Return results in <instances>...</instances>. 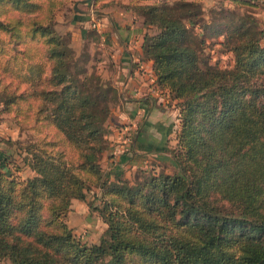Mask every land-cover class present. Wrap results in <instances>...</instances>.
Wrapping results in <instances>:
<instances>
[{
  "label": "trees",
  "instance_id": "obj_1",
  "mask_svg": "<svg viewBox=\"0 0 264 264\" xmlns=\"http://www.w3.org/2000/svg\"><path fill=\"white\" fill-rule=\"evenodd\" d=\"M67 1L0 0V103L16 116L34 106L35 121L60 136L42 151L14 141L35 175L0 172V264H264V23L250 10L260 5L125 4L156 30L144 34L143 54L180 121L177 171L132 182L101 169L109 103L120 98L54 28ZM210 41L232 54V67L209 63ZM91 186L99 205H88L107 227L86 243L67 218Z\"/></svg>",
  "mask_w": 264,
  "mask_h": 264
},
{
  "label": "crops",
  "instance_id": "obj_2",
  "mask_svg": "<svg viewBox=\"0 0 264 264\" xmlns=\"http://www.w3.org/2000/svg\"><path fill=\"white\" fill-rule=\"evenodd\" d=\"M69 10H62L58 14V29L63 34L72 35V46L78 39L81 44L85 31L91 28V13L94 11L93 0H69ZM85 1L75 6L76 2ZM259 5L264 2L254 0ZM129 0H104L97 2L101 24V34L95 36V44L101 47L102 54L109 57V64H105L114 72L113 81L120 95L122 105L119 110L121 122L131 123L129 134L134 133L132 142L123 144L124 128L117 132H110L107 136L108 148L104 153L102 164L104 170L113 180L115 173L125 169L158 168L163 163L172 165L174 160L165 150L167 146L164 127L157 124V118L164 116L166 106L161 103L155 88V75L152 70V60L143 54L142 43L148 27L143 24L131 10L125 7ZM206 6H211L218 0H204ZM228 3H226L227 5ZM229 6H233L229 3ZM67 15L66 21L62 16ZM256 16L258 14L254 13ZM66 17V16H65ZM75 48V47H74ZM166 108V110L164 109ZM118 114V115H119ZM113 130V129H112ZM0 124V140L2 137ZM168 139V138H167ZM10 150H4L0 141V155L6 158ZM13 153V152H12ZM1 158V157H0ZM154 162L156 164H154Z\"/></svg>",
  "mask_w": 264,
  "mask_h": 264
},
{
  "label": "rangeland",
  "instance_id": "obj_3",
  "mask_svg": "<svg viewBox=\"0 0 264 264\" xmlns=\"http://www.w3.org/2000/svg\"><path fill=\"white\" fill-rule=\"evenodd\" d=\"M94 1V11L96 13L97 17H100L99 9L96 7V2ZM70 1H67L64 7L58 10L55 20H54V28L56 31L60 28L61 24L59 23L58 14L62 10H69L70 8ZM206 11L209 10V7L206 6ZM239 12H242L244 9H239ZM254 13L258 14L255 17L258 19L260 23H264V6L260 5V7H256L255 9H250ZM62 18L64 21L67 19L66 13H64ZM91 25V24H90ZM155 28L150 27L147 32L149 33H155ZM59 32V31H58ZM60 34H63L62 32H59ZM86 34L83 36V42H81L76 39L74 47L72 46V35L69 33H65L63 35H67V39L70 40V44L76 54L81 53V51L84 49L87 51L90 56L88 59V66L90 71H94L100 74L101 78L104 80L110 81V83L116 88L113 81V75L114 72H111L109 68L105 67L109 64V57L104 56L101 51V47L98 44H95L94 37L98 35V33L93 29L90 28L89 30L85 31ZM218 40H221V38H218ZM204 53L209 57V63L213 65H217L220 68H230L233 66V56L230 52L225 51L224 47L221 46L219 43L215 41H210L206 44L204 48ZM156 91L158 93L159 99L162 98L161 103H164L166 108V113L162 112L164 116L161 118H157V124L164 127V132L167 133L166 140H167V146L165 148L166 151L169 153L172 148L176 147L177 144V132L179 131L180 127V121H179V110L176 104V100L170 99V97L167 95L166 91L160 89L157 84L154 82ZM118 96L120 98L118 89L116 88ZM110 109H111V115L110 118L106 121L107 125V133L106 138L109 135V133L112 131L117 132L120 127L124 128L123 133V144L131 143L134 137V133H131L129 135L130 141L126 142L125 138L129 133L128 127L132 126L131 123L128 122H121L120 114L118 113L119 110H121L122 105L120 100L113 101L109 103ZM117 105V106H116ZM21 109L19 111L20 114L16 116V108L15 106H11V110H5L3 108V105L0 103V124L2 126V137L1 142L4 144V150H10L6 154V156L13 161V163H9L7 166L6 161L8 159H4L0 155V172L3 171V173L8 174L9 176H13L17 178L18 181H22L27 179L28 177H32L35 175V172L31 169L30 166L23 163L22 157L23 155L18 156V154L15 152L16 146L14 144V141L17 139H20L22 143L29 144V143H35V146L37 147L38 151H42L48 148H51L50 141H57L59 142L60 136L55 134V132L50 128L49 125H47L46 122H37L35 121V110L34 106L29 109V107L25 104H21ZM121 107V108H120ZM119 114V115H118ZM113 129V130H112ZM168 138V139H167ZM49 141V142H48ZM108 141V140H107ZM48 142V143H47ZM105 153V152H104ZM104 153L100 157V166L102 164V159L104 158ZM172 154V153H171ZM154 164H156L154 162ZM5 165V166H4ZM16 165V166H13ZM163 163L159 164L158 168H134L132 169H125L121 173H115V175H118L120 177H126L132 182L141 176L148 174V173H158L160 171H167V172H176L177 171V165L174 161L172 165L166 164L165 167H162ZM101 169L104 171L105 174H107L103 169V166H101ZM111 179V177L109 176ZM114 178V177H113ZM92 191H89L87 193L86 201H80V200H72L71 203V210L68 214L67 218V224L72 228L74 235L80 239L83 242L86 243H93L98 242L99 237L104 232L105 228L107 227L106 223L102 220L101 216L97 211L94 210L93 207L88 205L90 203L92 206L99 205V201L93 198L94 193L99 192V188L91 186ZM94 192V193H93Z\"/></svg>",
  "mask_w": 264,
  "mask_h": 264
},
{
  "label": "built area",
  "instance_id": "obj_4",
  "mask_svg": "<svg viewBox=\"0 0 264 264\" xmlns=\"http://www.w3.org/2000/svg\"><path fill=\"white\" fill-rule=\"evenodd\" d=\"M259 2H264V0H259ZM91 28H93L94 30H96L98 33L101 34V24H100V21L98 20V17L96 16L95 14V11H92L91 13ZM129 133L128 135L126 136L125 140L126 142L130 141V137H129Z\"/></svg>",
  "mask_w": 264,
  "mask_h": 264
}]
</instances>
